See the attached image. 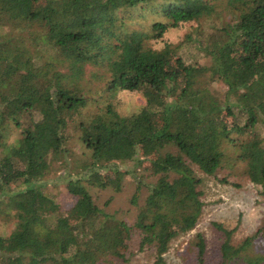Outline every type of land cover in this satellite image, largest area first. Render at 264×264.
Returning <instances> with one entry per match:
<instances>
[{"label":"trees","instance_id":"16d2710c","mask_svg":"<svg viewBox=\"0 0 264 264\" xmlns=\"http://www.w3.org/2000/svg\"><path fill=\"white\" fill-rule=\"evenodd\" d=\"M182 23L191 30L177 45L151 44ZM93 80L146 102L130 115L107 104L81 121L91 158L85 172H68L76 200L64 208L40 184L69 168L70 124ZM128 161L155 176L142 204L134 194L133 224L87 185L121 190ZM236 163L264 196V0H0V264H128L136 233L140 251L171 264L172 241L203 215L198 171ZM214 225L218 264H264V223L240 242L239 225ZM195 247L206 264L204 234Z\"/></svg>","mask_w":264,"mask_h":264},{"label":"rangeland","instance_id":"374dc122","mask_svg":"<svg viewBox=\"0 0 264 264\" xmlns=\"http://www.w3.org/2000/svg\"><path fill=\"white\" fill-rule=\"evenodd\" d=\"M37 2L41 5L43 0H37ZM142 24L146 28L149 27L147 22L142 21ZM190 30L191 24L182 23L178 27L168 29L162 38L152 40L151 44L155 48H162L167 44L177 45ZM183 53L185 57L187 55L192 58L193 53L190 51L182 50L180 54ZM200 61L202 64H209V60L205 58H201ZM215 87L219 91L225 90V85L221 81H216ZM90 93L92 99L89 105L70 124L69 148L72 155L68 159L69 168L66 171H59L57 174L47 175L40 184L43 190L54 196L64 208L71 207L76 200L64 182L69 175L68 172L72 171L75 175L78 172H85V166L91 158L81 139V121H88L92 116L102 111L107 104H112L124 115H130L138 112L146 102L142 93L138 91L122 90L112 94L106 90L101 80L92 81ZM119 165L120 168L127 171L121 190H116L112 186L100 187L88 183L87 185L99 206L107 212L115 214L118 219L133 224L139 212L138 205L132 203L134 194L139 187L138 201L139 205L142 204L148 194L149 185L155 182V176L152 175V170L149 169L147 162L128 161L119 163ZM241 166L242 164L239 163L232 167L227 165L214 176L198 171V175L202 179L200 188L205 203L203 215L193 231L181 234L172 241V247L166 255L169 263L196 264L195 241L197 234L202 233L207 242L206 264H218L223 234L214 225V222L222 223L228 228L239 225L236 242L253 234L264 223V196H260L250 180L240 174L243 170ZM224 177H227L230 183L220 180ZM139 240V234H134L131 240V255H129L128 264H156L154 249L148 248L140 251Z\"/></svg>","mask_w":264,"mask_h":264}]
</instances>
